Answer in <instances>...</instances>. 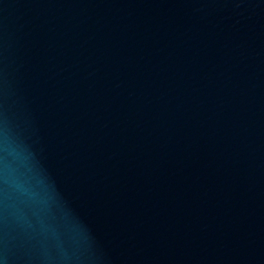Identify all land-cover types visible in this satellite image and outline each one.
<instances>
[{"label":"water","instance_id":"water-1","mask_svg":"<svg viewBox=\"0 0 264 264\" xmlns=\"http://www.w3.org/2000/svg\"><path fill=\"white\" fill-rule=\"evenodd\" d=\"M0 264H264V0H0Z\"/></svg>","mask_w":264,"mask_h":264}]
</instances>
